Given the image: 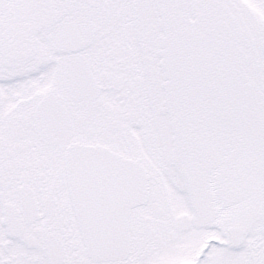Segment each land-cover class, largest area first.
<instances>
[{
    "label": "snow or ice",
    "instance_id": "1",
    "mask_svg": "<svg viewBox=\"0 0 264 264\" xmlns=\"http://www.w3.org/2000/svg\"><path fill=\"white\" fill-rule=\"evenodd\" d=\"M0 264H264V0H0Z\"/></svg>",
    "mask_w": 264,
    "mask_h": 264
}]
</instances>
